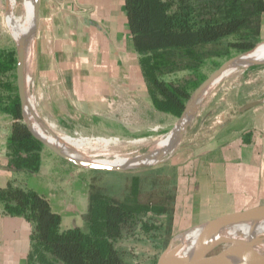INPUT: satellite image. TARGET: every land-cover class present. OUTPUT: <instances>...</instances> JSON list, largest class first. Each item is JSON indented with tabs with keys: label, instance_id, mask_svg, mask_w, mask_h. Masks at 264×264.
Masks as SVG:
<instances>
[{
	"label": "crops",
	"instance_id": "crops-1",
	"mask_svg": "<svg viewBox=\"0 0 264 264\" xmlns=\"http://www.w3.org/2000/svg\"><path fill=\"white\" fill-rule=\"evenodd\" d=\"M28 76L26 92L32 89L39 116L66 132L148 136L165 116L177 120L150 100L124 0H38ZM252 101L258 103L242 109ZM13 121L0 111V187L14 181L44 196L61 229L83 224H69L87 209L80 169L44 145L37 172L12 168L7 137ZM161 165L172 168L174 183L170 238L219 215L264 205V71L215 85ZM30 233L24 217L0 212V264H27Z\"/></svg>",
	"mask_w": 264,
	"mask_h": 264
},
{
	"label": "trees",
	"instance_id": "trees-1",
	"mask_svg": "<svg viewBox=\"0 0 264 264\" xmlns=\"http://www.w3.org/2000/svg\"><path fill=\"white\" fill-rule=\"evenodd\" d=\"M124 2L150 100L156 109L175 116L205 78L200 68L207 60L254 47L264 10V0ZM13 54L0 50V111L14 119L7 154L12 168L35 173L43 144L22 120L16 85L8 75L16 61ZM171 175L172 168L166 165L140 170L130 178L122 199L97 188L89 190L82 226L61 229L60 216L48 200L14 181L0 187V212L30 222L27 264H155L170 235ZM142 188L146 197L141 201ZM145 236L154 242L159 239L147 262L130 245L122 244Z\"/></svg>",
	"mask_w": 264,
	"mask_h": 264
},
{
	"label": "bare ground",
	"instance_id": "bare-ground-1",
	"mask_svg": "<svg viewBox=\"0 0 264 264\" xmlns=\"http://www.w3.org/2000/svg\"><path fill=\"white\" fill-rule=\"evenodd\" d=\"M5 3L4 22L9 34L16 42L33 28L34 0H5ZM32 47L33 35H30L26 46V77L31 65ZM248 58H253L252 63L264 62V43L239 56L235 62L244 64ZM230 72L231 69L221 71L210 84L207 92ZM27 98L30 106L35 109L34 97L27 94ZM28 120L32 129L38 135L54 142L53 137L29 114ZM50 125L48 124L52 129L53 123ZM52 131L54 130L52 129ZM174 134L175 130H171L166 134L133 140L136 144L148 147L144 153L135 155H126L118 152V150H112L110 144L112 142L117 143L115 138L105 137L87 140V136L85 138H72L62 134L58 137L64 150L78 159L102 163H123L137 157H145L144 160L148 162L172 141ZM192 229L197 233L194 234L192 231L186 230L183 235L176 233L171 237L168 247L159 257L158 264H168L170 253L179 242L175 264H264V209L252 213L245 220L233 219L208 233H201L197 227ZM216 246L219 251L218 255L213 254Z\"/></svg>",
	"mask_w": 264,
	"mask_h": 264
},
{
	"label": "water",
	"instance_id": "water-1",
	"mask_svg": "<svg viewBox=\"0 0 264 264\" xmlns=\"http://www.w3.org/2000/svg\"><path fill=\"white\" fill-rule=\"evenodd\" d=\"M37 17H38V0H34V22L33 28L30 30L28 34L15 42V55H16V63H15V81H16V89L21 109L22 120L25 125L28 127L30 132L50 151L56 154L58 157L63 159L64 161L78 167L81 169L88 170H100V171H110V172H119V171H128L132 169L146 168L152 165H155L158 162H162L165 160L167 155L176 147L179 140L181 139L183 133L187 129L189 123L193 120L201 100L203 99L205 91L208 89L210 84L217 78L218 74L227 69H235L238 67H248L253 64H264L263 63H252L253 58H248L244 64L236 63L235 60L239 56L252 51L254 48L243 51L237 56L231 57L225 62L221 63L217 68H215L210 74H208L198 85L197 87L190 93L187 101L184 104L183 110L178 116L172 131L175 130L174 137L172 141L164 148H162L151 160L146 162L145 157H137L134 160L123 162V163H102V162H94V161H86L82 159H78L69 153H67L62 145L60 144L59 137L52 131V129L48 126V124L41 118L36 110H34L28 101L27 92H26V46L27 39L30 35H33L37 25ZM257 101H252L246 103L242 109L250 108L256 105ZM189 112V113H188ZM28 114L39 123L54 139V142L48 141L44 139L42 136L38 135L32 127L30 126V122L28 120ZM171 132V131H170ZM264 209V205H260L257 207H253L250 209L225 213L204 221L198 225H194L192 227L199 228L201 233H208L213 230H216L218 227L223 224L233 220V219H247L249 215L252 213L259 212ZM191 228V227H190ZM186 230L179 232V235H183ZM171 238L166 244L165 248L160 252L155 264H158L159 257L161 253H163L168 247ZM180 242L174 247L173 251H171L169 255L168 264H175V260L177 258V251L179 248Z\"/></svg>",
	"mask_w": 264,
	"mask_h": 264
},
{
	"label": "rangeland",
	"instance_id": "rangeland-1",
	"mask_svg": "<svg viewBox=\"0 0 264 264\" xmlns=\"http://www.w3.org/2000/svg\"><path fill=\"white\" fill-rule=\"evenodd\" d=\"M0 3H1V7H2V14L0 13V18H1L0 47H3L4 48L3 50H6V51L12 50L14 52L13 56L16 57V55H15V41L13 40L12 36L9 34L8 29H7L5 22H4V13L6 10L5 0H0ZM0 11H1V9H0ZM263 43H264V38L259 39L255 43L254 47H256L260 44H263ZM240 53H242V52H237L235 50H231L229 55H225V56H221V57L216 56V57H213V58L207 60L200 68L201 74L204 77H206L215 68H217L221 63L225 62L226 60H228L231 57L239 55ZM15 63H16V61H15ZM15 63H14V68L11 70V72H9V73L7 72L10 79H12L14 84L16 83L15 82ZM259 63H261V62H259ZM238 68L231 70V72L225 78L223 77L222 79H220L215 85L219 84V86H220L223 84V87L234 85L238 81L241 82L243 77H246V75L251 73L252 71H255V70L256 71L257 70H261V71L263 70L264 71V64H253V65H249L248 67H238ZM183 74L184 73H179L177 76L184 77ZM207 90L205 91L203 98H205V96L209 93V91L207 92ZM32 93H33L32 89L30 88V91L27 94L32 95ZM33 99L35 101V98H33ZM34 110H36V105H35ZM177 118H178V116H177ZM164 119L165 120L163 121V125L159 128H156V130H153L152 132H150V134L148 136H134V137H125V138L112 137V136L110 137V134L103 132L101 130L99 131L101 133H98V134L84 135V134L79 133V132L74 133L73 131L72 132H66V131L60 130L58 127H55L54 125H52V126L50 125V126L54 130L55 134L56 135L58 134L57 136H59L61 134L62 135H68L72 138H81V137L85 138L87 136L86 137L87 140H94L96 138H105V137L111 138V139L115 138V140L118 144L113 143V142H112V144L109 143L112 150H118V152L125 153L126 155H135V154L144 153L148 147L146 145L136 144L133 142V140L139 139L141 137L142 138H149L151 136L153 137V136L160 135V134H166L172 130V128L174 126V121H175L174 118L169 117V116H165ZM44 121L47 124H51L50 122H48L46 120H44ZM128 143H130V144H128ZM98 157H100V156H98ZM163 162L164 161L158 162L155 165H152V166H149L146 168L157 167L158 165H160ZM72 167L74 169H77V170L80 169L79 173L81 174L83 181L88 188L87 194H88L89 190L97 188V189H99L100 192H105L107 195H109V196L111 195V196L119 198V199H122L124 197V195L127 193V191H128L127 188L130 184V178L132 177V175L139 174L140 170L146 169V168H139V169H132V170H128V171L110 172V171L81 169V168H78L74 165H72ZM145 197H146V192H145L144 188H142L140 191V194L138 195V199L142 201L145 199ZM85 213H86V211H85ZM85 213L83 215H85ZM77 218H71L70 219L71 221L69 222V224L72 226L74 224H77V222L80 223L81 220H83V217H82V219L81 218L77 219ZM62 223H64V221H62ZM78 226H82V224H79ZM192 228L193 227L189 228L187 231H190V232L192 231V233H194V234L197 233ZM169 239H170V237L168 238L166 244L168 243ZM174 239H176V238H174ZM154 241L151 240V238H148L147 236H145L144 238H140V239H136V240L122 241V244L127 245V246L130 245L134 251H136L138 254H140L141 257L146 258L145 260L147 262L148 256L152 255L154 252L157 251V245L159 244V239H157L156 242H154ZM116 242H117V244H121L120 241H116ZM217 246L215 247V251L213 253L214 255L219 254ZM163 249H161V251ZM160 252L158 254H160ZM143 264H145V263H143Z\"/></svg>",
	"mask_w": 264,
	"mask_h": 264
}]
</instances>
